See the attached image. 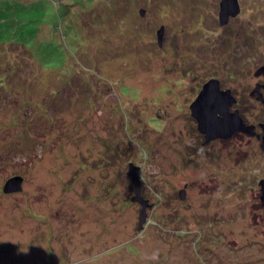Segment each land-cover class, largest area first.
<instances>
[{
	"label": "rangeland",
	"instance_id": "374dc122",
	"mask_svg": "<svg viewBox=\"0 0 264 264\" xmlns=\"http://www.w3.org/2000/svg\"><path fill=\"white\" fill-rule=\"evenodd\" d=\"M72 1L46 0L44 4L47 12L60 16ZM75 1L92 7V17L97 11L106 16L109 6L126 8L125 15L121 14L123 22L138 26L135 32L128 27L125 39L132 40L126 48L145 47V51L126 57L129 61L117 59L108 64L110 76L122 77V87L113 93L116 97L104 98L94 113L109 116V122L112 118L110 127L97 115L83 119L85 123L75 120V126L71 107L70 116L59 115L51 127L52 120L35 115L34 107L15 104L17 94L31 102L41 97L42 88L26 94L21 91L24 82L34 84L44 76L38 68L8 75L5 80L11 88L5 92L0 86V264H264V201L258 183L264 178V151L260 139L240 131L229 139L204 144V136L197 129L190 132L186 120L193 119L189 105L203 83L216 78L222 89H231L237 98L231 110L237 108L262 135L258 123L264 122V104L249 92L264 78L254 75L264 64V0H237L240 10L225 25L219 24L220 0ZM114 23L107 20L103 28L90 23L87 28L95 33L85 32L84 39L95 38V34H104L97 37L100 41L118 39L122 28L116 30L113 25L120 22ZM159 25L164 26L161 46L156 43ZM138 32L142 35L135 39ZM46 40L45 50L57 44ZM22 50L18 49L20 57L23 51L30 54ZM104 52L98 54L102 57ZM3 59L0 56V63ZM182 61L192 76L185 75ZM176 79L184 80L182 87ZM117 80L110 83L117 84ZM5 95L13 104L3 108ZM14 113H26L30 121L27 125L24 120L17 122ZM81 114L85 116L86 111ZM133 126L154 141L155 150L147 158L144 148L142 157L126 155L140 147L125 144V134ZM75 127L80 129L75 132ZM20 131L31 139L27 150L16 154L25 140L19 137ZM58 132L59 138L55 136ZM79 133L92 144H79ZM104 140L110 141L111 148ZM182 149L193 155L184 170L178 157L184 154ZM99 156L114 164L102 168L105 164L95 163ZM128 160L140 167L141 193L150 204L140 230L141 205L129 199L134 187L126 176ZM118 171L123 176L112 185ZM14 175L23 177L22 189L4 192V181ZM164 191L168 198L157 199ZM167 199L183 219L181 223H155L156 215L164 214Z\"/></svg>",
	"mask_w": 264,
	"mask_h": 264
},
{
	"label": "trees",
	"instance_id": "16d2710c",
	"mask_svg": "<svg viewBox=\"0 0 264 264\" xmlns=\"http://www.w3.org/2000/svg\"><path fill=\"white\" fill-rule=\"evenodd\" d=\"M45 1L46 0H0V56L4 58L0 63V86L3 87V92H5L8 87L11 88L5 80L8 75L11 76L13 73L18 72L19 70L23 72V70L25 71V69L28 67L30 69L36 70L38 68L39 72L43 73L44 75L40 77L42 79L38 78L35 81L36 83L34 82V84L32 81L24 82L26 83V85L22 84L21 91L25 92L26 94L31 89H33V91H39V89L42 88L43 93L41 94V97L37 101L31 102L29 100H24L23 97H20L17 94L15 95V98L17 99L14 101L16 102L15 104H18V106L19 104H21L22 107L24 105H30L34 107L35 112L34 110L32 111L35 115H41L45 119L48 118L52 120L49 126L57 122V118H59V115H66V113L69 115L68 112L70 107L72 109L71 111L74 112V125L75 123H77L75 122V120L84 121L83 123H85L87 119L91 120L92 117L97 115L100 118H104L105 121L109 123V127L113 126L112 118L109 122V120L106 119L107 117L110 118L109 116L105 118L103 117V115L101 116L100 114L98 115L94 112L97 109L100 110V106L102 105V100L104 98L112 97L113 95L114 97H116L117 95L113 93H118V91L120 92V89L122 87V77L117 74H115L116 76L114 74H112L113 76H110L109 73L111 72L109 70L108 64L118 61L117 59L131 58L134 56V53L137 54L138 51H145V47L134 48L133 51H129L132 49L129 46H127L126 48L127 42L129 43L132 40V38L125 39V35L128 32V27L132 26L135 32L138 26L135 24V22H123L125 18L121 14H124L126 8H116L117 5H113L112 8L111 6L107 7L108 11L106 10V12L109 13L106 15L107 17L101 14L100 11H97L95 17H92L91 14L94 11L92 7H88V5H85L82 2L74 0L72 2L67 3L69 8L66 10L65 13L60 14L59 16L47 12L49 10L47 9L48 7L44 4ZM115 1L117 0H113L112 2ZM106 3L111 2L107 1ZM113 10H115V12ZM89 17L93 20L88 21ZM54 18H56L55 22L57 23L58 28L54 27V24L52 22ZM107 20H112L115 23L120 22V24L118 25H113L116 30H118L119 27L122 28L121 35L118 39H114L113 41L111 38L108 37L105 38V40L100 41L97 37L104 36V34H95V38L91 35L92 37H87L86 39H84L85 32H94L93 30L87 28L90 23H93L92 25L99 24L100 27L103 28L106 26L105 22H107ZM111 27L112 25L110 26V28ZM46 30H48V32L45 35ZM113 31L115 30L113 29ZM39 34H42L40 36L41 39L39 38ZM136 34L137 35L135 36V39H137L139 37V34L141 33L138 32ZM46 39L51 42L56 40L57 44L51 47L50 50H45L44 43L45 41H47ZM62 41L68 43V45L64 44ZM75 43L83 47V49H79L78 47L77 49H75L77 45ZM145 46H148V44H145ZM11 47H15V49H12ZM18 49L19 52L23 49L28 51L30 54H25L22 50L23 57H20L19 54L21 53L18 52ZM74 49L78 51V53H76ZM146 49L149 50V48ZM101 51H105V54L103 53L104 55H102V57L100 56V54H98ZM24 55H28L31 58ZM180 57L182 56L180 55ZM196 59L197 61L199 60L198 58ZM127 60L129 61V59ZM120 62L121 61H119V63ZM88 63H91V68L89 67ZM32 64H35L36 66ZM180 64L184 65L183 72H186L185 75H193L191 69H189V67L185 65L183 61ZM117 78V84L110 83V81H116ZM41 83L42 86L39 87ZM177 83L180 84V87H182L181 85L182 83L184 84V80L178 79ZM27 84L29 85V87L27 86ZM14 87L15 86H12L13 91L16 93L19 92V89H14ZM194 88L195 87H193L192 89ZM6 96L7 95L3 97H5L6 99ZM12 101H9V98L4 100L3 108L7 104H9V106L10 104H13ZM1 102L2 101H0V103ZM81 106H84V109L81 108ZM14 109L15 108H13L12 110L15 111L16 109ZM83 111H86L85 116L81 114V112L83 113ZM20 115V113H14L13 116L14 118L18 119L17 122L21 123L22 120H24L23 123L27 125L26 122L30 120H27V116H25L26 113H23L22 116ZM81 115L85 118H82ZM83 119H85L86 121ZM193 119H191L190 117H187L186 119L187 122L190 121L188 123V129L190 132L193 129H196L194 128ZM63 123L65 124V121H63ZM111 123L112 125H110ZM76 128L77 127H75V132L80 129ZM81 128L84 129V125H82ZM50 130L52 131H50L49 134L53 133V128ZM158 130L159 129L155 131ZM23 134L26 136H24ZM18 135L20 138L23 137V140H25H21V147L15 152L16 154H18L19 151L21 153H24L25 150H27V148L29 147L27 146V144L31 139L30 135L21 131L18 132ZM125 135L127 140V142H125L126 145L128 143H132V145L135 144L140 146L137 148V151L134 149V151H128L126 154L127 156H129V153H133L134 155L142 157L141 152L144 148L148 152L146 155L147 158L150 156V153L155 150V146H151L154 145V141H150L149 136L145 134L144 131H136V126H133V130L129 134ZM133 135L136 138H133ZM55 136H58L59 138L61 135L58 132L55 134ZM77 136L78 140L80 141L79 144H92V142H89V140L87 139L86 141H84L85 138H83V134L79 133ZM179 139L181 140L182 137H180ZM58 142L57 144H60L59 147L61 149L60 154H62V142ZM144 142L149 143L147 147ZM75 143L74 145L77 146V143ZM102 143L107 147L111 148L110 141L107 142L104 140ZM58 145L55 148H57ZM182 151L184 152V154L180 152L181 154H179L178 157L180 167L182 170H184V164H186L187 161H193V155H188L183 149ZM129 160L128 163L131 162ZM143 161L145 162L147 160L143 159ZM95 163L97 165L103 163L105 165H103L102 168H105L106 166H112L114 164V161H108L106 158L99 156ZM175 169H177V167H175ZM168 170L170 171V169ZM176 173L177 171L175 170L174 174ZM121 176L119 171L116 172L115 176L112 178L111 184L113 183L112 185H114L117 179ZM126 176L130 178L129 175ZM129 180L132 185L131 178ZM131 197H129V199H131ZM161 197H167V191H164V193L157 195V199H160ZM168 202L169 200L167 199V201L164 203V214L156 215L155 223L160 221L164 225H169L171 221H177L178 223H181L183 221V219L179 217L177 212L174 211L175 208H173L172 205H168ZM172 230H175V228L172 227ZM179 234L181 235L182 231Z\"/></svg>",
	"mask_w": 264,
	"mask_h": 264
},
{
	"label": "water",
	"instance_id": "95a60500",
	"mask_svg": "<svg viewBox=\"0 0 264 264\" xmlns=\"http://www.w3.org/2000/svg\"><path fill=\"white\" fill-rule=\"evenodd\" d=\"M219 24L225 25L229 17H235L240 8L237 0H220L219 3ZM144 13V9H140ZM164 26L159 25L156 30V42L158 46L162 44ZM255 76L264 75V64L260 65L254 72ZM261 88H264V81L256 83L249 92L251 96H256V100L264 104V97ZM236 103V97L231 93V89H221L219 80L210 78L203 83L200 91L189 105L190 115L196 121V129L204 136V144L211 140H225L233 136L234 133L244 132L250 135L259 136L255 132V125L247 124L239 114L238 109L231 110ZM263 133L259 136L260 148L264 151V122L259 123ZM140 167L134 163H128V173L134 187L132 201L138 202L141 206L138 214L137 229L140 230L146 221V208L150 206L148 199L141 193ZM23 177L14 175L4 181L2 189L4 192H15L22 189ZM261 200L264 201V178L259 180Z\"/></svg>",
	"mask_w": 264,
	"mask_h": 264
},
{
	"label": "flooded vegetation",
	"instance_id": "af4514ba",
	"mask_svg": "<svg viewBox=\"0 0 264 264\" xmlns=\"http://www.w3.org/2000/svg\"><path fill=\"white\" fill-rule=\"evenodd\" d=\"M262 77H264V75H260L259 76V78H262ZM264 81V78H262L261 79V81H259V82H256V83H262ZM219 86H220V82H219ZM255 86V85H254ZM221 88V87H220ZM222 89V88H221ZM261 92H262V94H263V97H264V88H261V90H260ZM252 98H254L255 100H256V96H253ZM257 102H259V103H261V104H263L261 101H258V100H256ZM236 104H237V98H236ZM232 108V107H231ZM234 109H237V108H234ZM233 109V110H234ZM241 115V114H240ZM241 117H242V115H241ZM243 118V117H242ZM244 119V118H243ZM246 122V121H245ZM247 123V122H246ZM247 124H249V123H247ZM258 127H259V129L260 130H262L261 128H260V126H259V123H258ZM256 128V127H255ZM258 134V133H257ZM255 136V135H254ZM256 137V136H255ZM257 139H259V136L258 137H256Z\"/></svg>",
	"mask_w": 264,
	"mask_h": 264
}]
</instances>
